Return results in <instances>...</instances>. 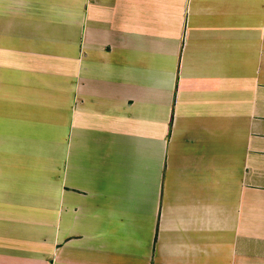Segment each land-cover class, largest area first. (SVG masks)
<instances>
[{
    "label": "crops",
    "instance_id": "0c3cea01",
    "mask_svg": "<svg viewBox=\"0 0 264 264\" xmlns=\"http://www.w3.org/2000/svg\"><path fill=\"white\" fill-rule=\"evenodd\" d=\"M0 264H264V0H0Z\"/></svg>",
    "mask_w": 264,
    "mask_h": 264
}]
</instances>
